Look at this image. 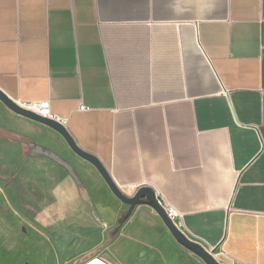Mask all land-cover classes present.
Returning <instances> with one entry per match:
<instances>
[{
	"label": "crops",
	"instance_id": "1",
	"mask_svg": "<svg viewBox=\"0 0 264 264\" xmlns=\"http://www.w3.org/2000/svg\"><path fill=\"white\" fill-rule=\"evenodd\" d=\"M0 90L48 101L125 196L150 188L218 264H264V0H0ZM17 121L33 152L75 171L34 152L56 173L36 209L97 212L91 231L80 223L87 246L54 243L44 264H205L146 205L118 224L129 207L96 168Z\"/></svg>",
	"mask_w": 264,
	"mask_h": 264
},
{
	"label": "rangeland",
	"instance_id": "2",
	"mask_svg": "<svg viewBox=\"0 0 264 264\" xmlns=\"http://www.w3.org/2000/svg\"><path fill=\"white\" fill-rule=\"evenodd\" d=\"M18 117L0 101V264H44L38 258L54 243L66 252L87 246L80 223H88L91 231L97 212L92 200L87 211L76 213L49 214L36 209L35 204L53 203L46 192L49 178L56 173L45 171L35 161L40 156L18 134ZM52 220L58 223L50 226Z\"/></svg>",
	"mask_w": 264,
	"mask_h": 264
},
{
	"label": "water",
	"instance_id": "3",
	"mask_svg": "<svg viewBox=\"0 0 264 264\" xmlns=\"http://www.w3.org/2000/svg\"><path fill=\"white\" fill-rule=\"evenodd\" d=\"M0 101L13 113L24 117L26 119L38 122L40 124L46 125L57 131L60 136L65 140L69 148L74 152L78 157L81 159L89 162L91 165H93L96 170L99 172V174L102 176L103 180L107 184L108 188L112 192V194L123 204L129 207L126 215L123 218V222H125L128 217L130 216L131 212L136 206L139 205H146L153 209L156 214L159 216V218L162 220L168 231L171 233V235L174 237V239L196 254L199 258L202 259V261L205 264H218L216 260L213 257V253L215 250H212L211 252H207L204 250L200 245L188 240L170 221L167 214L165 213L164 209L158 204L156 195L154 192L147 187L139 188L135 194L131 197L125 196L112 182L108 172L103 167V165L99 162V160L92 154L85 152L78 148L75 144V142L72 140L66 129L59 124L42 118L35 113H33L30 110L25 109L22 105L14 102L8 96H6L1 90H0ZM34 152L36 154L47 156L50 160L64 168L71 176L75 177L74 171L72 167L61 157L56 155L53 152H50L40 146H36L34 149Z\"/></svg>",
	"mask_w": 264,
	"mask_h": 264
},
{
	"label": "built area",
	"instance_id": "4",
	"mask_svg": "<svg viewBox=\"0 0 264 264\" xmlns=\"http://www.w3.org/2000/svg\"><path fill=\"white\" fill-rule=\"evenodd\" d=\"M28 106H23L25 109L32 111L36 115L51 120L57 124H59L62 127H66L68 118L66 117H60L57 115H54L50 111V106L48 101H43L39 103H28ZM79 112H86L89 110L84 104H80L78 109ZM158 204L164 209L165 213L167 214L170 221L173 223V225L180 231L181 228V217L177 213H175L173 210L166 207L164 202L160 200L156 196ZM214 254V253H213Z\"/></svg>",
	"mask_w": 264,
	"mask_h": 264
},
{
	"label": "trees",
	"instance_id": "5",
	"mask_svg": "<svg viewBox=\"0 0 264 264\" xmlns=\"http://www.w3.org/2000/svg\"><path fill=\"white\" fill-rule=\"evenodd\" d=\"M126 213H127V212H125V213L122 215V217L118 220V224L123 223V218H124V216L126 215Z\"/></svg>",
	"mask_w": 264,
	"mask_h": 264
},
{
	"label": "bare ground",
	"instance_id": "6",
	"mask_svg": "<svg viewBox=\"0 0 264 264\" xmlns=\"http://www.w3.org/2000/svg\"><path fill=\"white\" fill-rule=\"evenodd\" d=\"M23 106H28L27 104L26 105H23ZM89 264H100L99 261H93V262H90Z\"/></svg>",
	"mask_w": 264,
	"mask_h": 264
}]
</instances>
